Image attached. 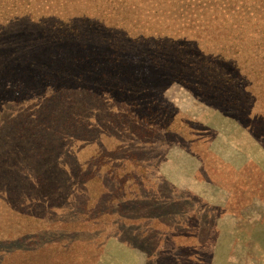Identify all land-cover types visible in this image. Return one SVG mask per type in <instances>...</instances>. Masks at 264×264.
<instances>
[{
    "label": "rangeland",
    "instance_id": "1",
    "mask_svg": "<svg viewBox=\"0 0 264 264\" xmlns=\"http://www.w3.org/2000/svg\"><path fill=\"white\" fill-rule=\"evenodd\" d=\"M254 1L0 0L4 264H264Z\"/></svg>",
    "mask_w": 264,
    "mask_h": 264
},
{
    "label": "trees",
    "instance_id": "2",
    "mask_svg": "<svg viewBox=\"0 0 264 264\" xmlns=\"http://www.w3.org/2000/svg\"><path fill=\"white\" fill-rule=\"evenodd\" d=\"M223 1H225V0H223ZM236 1V3H237V5H238V3L239 2H242V1H244V0H235ZM252 1V0H251ZM254 1V0H253ZM255 2V4L258 2L257 0H255L254 1ZM218 7V6H217ZM239 10V11H238ZM237 13L240 15V14H242V13H244V14H246V10H240V8H238L237 10ZM236 13V14H237ZM253 43H255L254 42V40H253ZM193 214H197V212H194ZM15 248H17V247H15ZM3 250V249H2ZM9 253L7 252V251H5V250H3L2 252H0V258H6L7 257V255H8ZM7 259V258H6ZM0 261L2 262V264H4V262L0 259ZM13 261H11L10 262V264L12 263Z\"/></svg>",
    "mask_w": 264,
    "mask_h": 264
}]
</instances>
